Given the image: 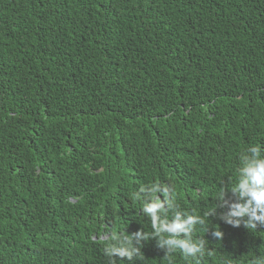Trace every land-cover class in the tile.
Instances as JSON below:
<instances>
[{
    "label": "trees",
    "instance_id": "obj_1",
    "mask_svg": "<svg viewBox=\"0 0 264 264\" xmlns=\"http://www.w3.org/2000/svg\"><path fill=\"white\" fill-rule=\"evenodd\" d=\"M251 146L264 0H0V264H197L178 212L199 264H264L215 215Z\"/></svg>",
    "mask_w": 264,
    "mask_h": 264
},
{
    "label": "clouds",
    "instance_id": "obj_2",
    "mask_svg": "<svg viewBox=\"0 0 264 264\" xmlns=\"http://www.w3.org/2000/svg\"><path fill=\"white\" fill-rule=\"evenodd\" d=\"M240 159L242 166L239 169L238 182L230 191L220 193L219 208L224 211L215 215L219 221L233 228H239L241 225L249 230L264 227V155L260 147L251 146L241 154ZM157 190L159 189L153 188L152 191ZM144 210L153 212L155 217L154 205L147 204ZM180 216L179 212L175 214V219L169 225L168 231L176 235L182 232L188 233V238L186 240L177 239L175 236L161 238L160 244H167L172 250H181L185 257L196 259L199 264L198 257L204 255V244L203 242L194 243L191 233L196 224L203 225L205 221L197 216H187L186 220L181 221ZM158 232H162V229L158 228ZM211 235L216 239H223L225 233L222 230H214ZM119 254L130 257L133 252L120 250Z\"/></svg>",
    "mask_w": 264,
    "mask_h": 264
}]
</instances>
